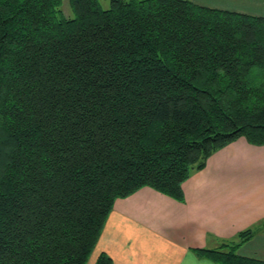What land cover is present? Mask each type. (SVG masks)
I'll return each instance as SVG.
<instances>
[{"label": "trees", "instance_id": "1", "mask_svg": "<svg viewBox=\"0 0 264 264\" xmlns=\"http://www.w3.org/2000/svg\"><path fill=\"white\" fill-rule=\"evenodd\" d=\"M62 1L0 0V264H88L116 198L183 202L213 153L264 145V16ZM253 233L198 252L264 264L237 253Z\"/></svg>", "mask_w": 264, "mask_h": 264}, {"label": "crops", "instance_id": "2", "mask_svg": "<svg viewBox=\"0 0 264 264\" xmlns=\"http://www.w3.org/2000/svg\"><path fill=\"white\" fill-rule=\"evenodd\" d=\"M264 16V0H191ZM184 201L148 186L116 198L88 260L112 264H215L198 252L254 227L237 253L264 260V145L240 137L213 153L182 183Z\"/></svg>", "mask_w": 264, "mask_h": 264}, {"label": "rangeland", "instance_id": "3", "mask_svg": "<svg viewBox=\"0 0 264 264\" xmlns=\"http://www.w3.org/2000/svg\"><path fill=\"white\" fill-rule=\"evenodd\" d=\"M99 2H100V5H101L102 8H108L109 7V1L108 0H99ZM66 3L68 5V7H69L68 0H63L62 1V5H61V7H63L64 14L72 15L70 7L67 8Z\"/></svg>", "mask_w": 264, "mask_h": 264}]
</instances>
